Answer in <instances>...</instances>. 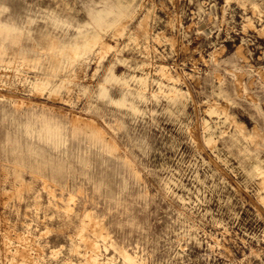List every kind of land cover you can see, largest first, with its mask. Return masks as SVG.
Instances as JSON below:
<instances>
[{"label":"rangeland","instance_id":"rangeland-1","mask_svg":"<svg viewBox=\"0 0 264 264\" xmlns=\"http://www.w3.org/2000/svg\"><path fill=\"white\" fill-rule=\"evenodd\" d=\"M0 264H264V0H0Z\"/></svg>","mask_w":264,"mask_h":264}]
</instances>
